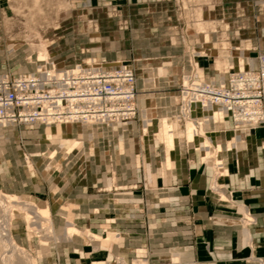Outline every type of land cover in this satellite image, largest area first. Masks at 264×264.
Returning <instances> with one entry per match:
<instances>
[{
	"label": "rangeland",
	"instance_id": "rangeland-1",
	"mask_svg": "<svg viewBox=\"0 0 264 264\" xmlns=\"http://www.w3.org/2000/svg\"><path fill=\"white\" fill-rule=\"evenodd\" d=\"M147 3L128 4L121 17L114 3L0 0V75L14 81L50 65L63 70L95 62L125 65L135 76L132 118L99 124L0 126V141L11 142L7 155L20 162L12 161L16 181L6 182L0 193L50 209L56 238L45 246L42 232L32 229L24 212L15 210L16 203H8L15 213L10 232L37 264H197L188 246L194 245L198 214L212 219L222 212L214 204H230L228 213L240 226L257 223V216L247 204L237 202L220 175L227 174L221 158L225 149L235 154L236 135L245 138L252 129L236 128L227 114L206 127L202 119L212 112L197 108L191 118L200 120L197 126L204 139L197 137L196 145H188L183 136L189 118L182 115L181 107L184 83L191 76L223 84L240 69V58H245V67L258 66L256 56L264 52V0ZM149 6L154 12L145 11ZM205 33L210 35L207 41ZM40 46L47 49V61L39 60ZM166 121L181 129L170 161ZM6 128H10L8 136L3 133ZM74 141L81 147L72 148ZM206 143L211 146L208 158L203 151ZM198 162L212 169L207 192L194 194L190 183L178 186L176 181L157 187L160 178L154 173L162 175V163L165 170L190 172ZM42 172L47 176L42 178ZM36 186L43 189L44 200L33 199L37 197L32 193L7 191H32ZM173 186L179 189L170 191ZM67 226H75L79 233L67 239ZM257 254L238 262L264 264V256ZM200 264L218 263L206 257Z\"/></svg>",
	"mask_w": 264,
	"mask_h": 264
},
{
	"label": "built area",
	"instance_id": "built-area-1",
	"mask_svg": "<svg viewBox=\"0 0 264 264\" xmlns=\"http://www.w3.org/2000/svg\"><path fill=\"white\" fill-rule=\"evenodd\" d=\"M256 58L258 66L231 72L223 84L203 82L204 96L200 88L193 91L194 77L189 78L182 90V104L188 100L201 106L221 105L236 127L264 128V52ZM60 73L42 84L38 81L49 75L47 71L21 75L14 81L0 75V122L5 120L2 126L66 120L99 124L134 117L135 76L127 66L93 62ZM71 111L74 117H70ZM49 114L56 117L47 120Z\"/></svg>",
	"mask_w": 264,
	"mask_h": 264
},
{
	"label": "crops",
	"instance_id": "crops-1",
	"mask_svg": "<svg viewBox=\"0 0 264 264\" xmlns=\"http://www.w3.org/2000/svg\"><path fill=\"white\" fill-rule=\"evenodd\" d=\"M154 1L155 0H90V2L99 4L104 2L105 5L114 3V10L116 13L119 12L121 17L127 14L125 8L128 4L142 5L150 2L151 5ZM154 9L155 8H152V6H149L145 8V11L147 13L154 12ZM114 127L115 126H113V128ZM8 129L10 128L3 129L4 135L7 134L8 136ZM236 137L239 138V143H236L238 145H236V155L228 152L231 150L229 147H227L225 149L226 151L221 155V158L224 160V169L227 170V174L224 176L220 174L222 176L221 181L233 191V197L237 199V202L240 201L247 204L248 209L257 216V223L251 226H240L237 219L228 213V211L232 210L230 209V204H214L213 206H216V208L222 210V212L217 213L212 219H206L203 214H198L195 223L197 230L193 236L194 245L188 246L191 253H195V260L198 262L195 260L192 261H195L197 264L203 262L206 257L213 259L218 264H239L238 261L243 256H251L255 253H258L257 255L259 256H264V129L259 127L249 130L245 138L241 135H236ZM4 140L6 141H0L1 188H4L6 182L14 184V181H16L10 170L13 165L12 161L16 164H20L18 159L12 160V158L7 155L6 147L10 145L11 142L9 140L7 141V138ZM226 142L228 145L229 140ZM239 144L242 145L239 146ZM164 156L165 162L166 153ZM163 163L160 167L162 175L156 174L157 172L154 173L156 179L160 178L159 184L157 182L158 180L156 181L157 187L172 185V183L176 181L178 186L183 183H185V185L190 183L191 191H193L194 194L202 195L204 192H207L206 189L210 185L212 179V169L209 165H202L198 162L194 167H191L193 173L192 171L185 172L183 169L173 170L171 168L172 170H165ZM26 173L28 177L31 174L29 169L26 170ZM39 175H41L42 178L43 176H47L44 172ZM185 179L189 181H185ZM36 188L37 189H33L32 191L22 190L21 192L13 188H8L7 191L22 194L32 193L34 197H37L33 199L37 201L44 200L42 197L43 189L38 186H36ZM178 189L179 187L173 186L169 190L173 191ZM182 208H184V205H182ZM197 209H199V207ZM204 255L206 257L203 258Z\"/></svg>",
	"mask_w": 264,
	"mask_h": 264
},
{
	"label": "bare ground",
	"instance_id": "bare-ground-1",
	"mask_svg": "<svg viewBox=\"0 0 264 264\" xmlns=\"http://www.w3.org/2000/svg\"><path fill=\"white\" fill-rule=\"evenodd\" d=\"M209 37H210V35L205 33L204 39L206 41L209 40ZM38 50H39L38 51L39 60H46V59L48 60V52H47L46 47L40 46V48ZM245 64H246L245 58H240L239 63H238L240 70L244 69ZM222 65L223 64H221L220 68H222ZM50 66L48 68H44L43 70L41 68L42 72L47 71V73L49 74L46 77L45 76L42 77L38 81L41 84L45 83V82L46 83L50 82L53 74L54 75L60 74L59 76H61V73H60L61 70H57L56 68H54L52 66L50 67ZM53 66H54V64H53ZM227 66H228V68L231 67L229 65V63H227ZM191 77H194L193 78L194 83L192 85L193 91L196 93V91L194 89L200 88L199 92H202V95L204 96L205 91L202 89V86H203V82L208 81V80L202 79L199 76H191ZM219 78H221V77H219ZM185 83H186V81H185ZM208 83H212V82L208 81ZM197 84H200V87H198V86L196 87L195 85H197ZM201 105L202 104L193 103V102H189L188 100H185L184 103L182 104V107H181L182 115L185 116V118H189V119H187L186 125L184 126V128L186 129L185 130L186 135L183 136L184 137L183 140L188 145H192V146L196 145L197 137L199 139H201L202 142L204 139L203 137H200V135H203V134H201V132L199 131L198 126H197V122L199 123L200 120L195 121L194 119L191 118L193 113L195 112V110L197 108L201 109L202 111L212 112V114L210 116H208V117L205 116L206 119H202L204 121L202 123H204L206 127H208L211 122H213V123L219 122L227 114L221 105H211V104H207V103H204V106H201ZM26 114H27V112L24 111V115H26ZM46 116L48 117L47 120H53L56 117V115L52 116L50 114L46 115ZM70 117H74L73 111L70 112ZM65 118L68 119V117H65ZM4 122H5V120H2L0 122V126H2V123H4ZM72 122H73L72 120H66L65 122H59V121L53 122V121H51V122L46 123V124L72 123ZM73 123H76V122H73ZM87 123H91V122H87ZM3 127H10V126L7 125V126H3ZM236 128H242V127H236ZM180 131H181V129L179 126L177 127V130H176L174 128L173 124H171L169 121H166L165 131H164V139L166 141L167 147L169 148L167 151V160L168 161H170L169 155L171 154L172 148L175 146L176 139L179 138L177 136H179V135L181 136ZM70 143L73 144L72 140L70 141ZM81 144L82 143H80V142L74 141L75 147L73 146L72 148L81 147ZM203 151L205 154V158H208V155L211 154V146H209L206 143V145H204ZM218 163H220V162L218 161ZM12 201L14 203H16V204H14V206L16 207L15 210L18 209L20 212H24V219L32 227V229L34 228L38 232V234L40 232H42V234L40 233V236H41L40 240H41V243L43 245L46 246L48 244V240L55 237L54 226H53L52 221L50 220V209L48 207L43 208L33 201H23V202L16 201L15 197L8 195V194H1L0 193V218H2L0 221V257H1L0 261L3 264H37L35 257L30 256L27 253V250L25 251L24 247H22L19 243H17V241L15 240V238L12 236V234L10 232V230H11L10 225L12 224V223L10 224V220H11L10 217L11 216L15 217V213L11 214L10 207L8 205V203H12ZM78 233H79V229L76 228L75 226H67L66 227L65 235H66L67 239L71 238L74 235H77ZM93 239H94V237H93ZM92 264H106V263L96 261V262H93Z\"/></svg>",
	"mask_w": 264,
	"mask_h": 264
}]
</instances>
